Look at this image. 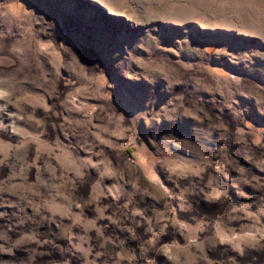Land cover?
Wrapping results in <instances>:
<instances>
[{
  "label": "rangeland",
  "instance_id": "1",
  "mask_svg": "<svg viewBox=\"0 0 264 264\" xmlns=\"http://www.w3.org/2000/svg\"><path fill=\"white\" fill-rule=\"evenodd\" d=\"M0 264H264V0H0Z\"/></svg>",
  "mask_w": 264,
  "mask_h": 264
}]
</instances>
